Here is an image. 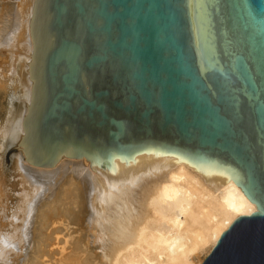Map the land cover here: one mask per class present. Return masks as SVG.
<instances>
[{"label":"water","instance_id":"1","mask_svg":"<svg viewBox=\"0 0 264 264\" xmlns=\"http://www.w3.org/2000/svg\"><path fill=\"white\" fill-rule=\"evenodd\" d=\"M31 16L43 161L175 151L254 209L200 264H264V0H34Z\"/></svg>","mask_w":264,"mask_h":264},{"label":"bare ground","instance_id":"2","mask_svg":"<svg viewBox=\"0 0 264 264\" xmlns=\"http://www.w3.org/2000/svg\"><path fill=\"white\" fill-rule=\"evenodd\" d=\"M33 4L0 0V264H200L254 209L240 212L177 152L90 162L35 150Z\"/></svg>","mask_w":264,"mask_h":264},{"label":"rangeland","instance_id":"3","mask_svg":"<svg viewBox=\"0 0 264 264\" xmlns=\"http://www.w3.org/2000/svg\"><path fill=\"white\" fill-rule=\"evenodd\" d=\"M3 91V90H2ZM5 91V90H4ZM0 109H1V107H0Z\"/></svg>","mask_w":264,"mask_h":264}]
</instances>
